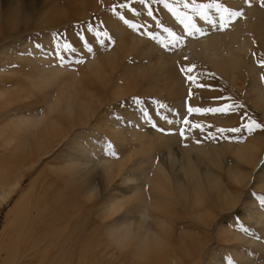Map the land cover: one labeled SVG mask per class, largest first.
Segmentation results:
<instances>
[{"label": "rangeland", "instance_id": "rangeland-1", "mask_svg": "<svg viewBox=\"0 0 264 264\" xmlns=\"http://www.w3.org/2000/svg\"><path fill=\"white\" fill-rule=\"evenodd\" d=\"M235 1L194 0L196 4L215 2L231 11L241 12L238 18L242 19L244 10L238 11L234 6ZM165 2L172 8L171 12L155 0H146V3L141 0H0V46L5 43V54L19 59L30 58L38 69L41 66L53 67L56 63L72 70L69 72H76L77 78L65 73L58 83L65 82L66 87L75 88L81 99L93 100L91 103L86 101V104L92 105L90 109L95 104L92 111L94 116L89 119L88 125L76 132V147L72 148L73 139H68L63 145L50 150L26 170L15 192L0 200V260L4 259L5 264H17L25 256L27 264H164L167 251L168 258L173 255L177 259L176 264H244L235 262V252H242L253 262H263L264 253H260L254 244L252 247L246 244L245 240L264 246V235L257 225L259 217L251 210L252 205V209L254 207L262 214L264 221V204L261 203L264 200V184H260L264 182V128L249 133L243 126L248 120L264 125V109L257 105V93L253 91V81L246 68L247 62L254 64L257 84L264 91V64L261 63L264 62V41L259 42L252 33L251 47L243 54L246 64L236 71L234 82L189 57L187 52L182 55L174 65L178 75L181 74L186 82L185 96L181 108H178L177 100L169 93L171 84L169 87L166 81L160 83L157 80L155 84L153 78L146 76L147 67L143 63L148 60L140 55L143 53L140 49L153 43L166 53L171 49L183 48L185 37L176 42L174 35H169L183 34V26L173 12L180 17L187 16L186 23L201 26L191 8L193 0ZM186 3L188 8L184 7ZM243 4L247 10L252 5L264 9V0ZM15 9L19 10L16 14L13 13ZM150 10L153 13L151 16ZM8 11L11 12L9 20L2 16ZM161 11L165 14L162 15ZM210 18L216 19V14L213 12ZM106 19L109 22L116 19L120 23L116 26L120 27L122 23L124 29L137 33L142 39L140 42L130 39V42L127 40L123 43L115 27H112L115 24ZM25 28L27 32H23ZM12 34L18 36L4 39ZM57 44L61 47L57 48ZM64 44L68 45L67 49L63 47ZM172 44H175L174 48ZM88 59H94L93 63L95 59L97 62L100 60L98 63L102 71L117 76V85H109L108 90L104 91L99 79L95 80L98 77L93 75L95 67L83 71ZM78 60L82 62L77 63ZM32 66L25 64V60L12 59L11 65L6 67H11L16 73H13L11 84H3V88L20 83L19 90L28 91V102L32 104L29 110H24L21 102H17L19 104H14L11 117L42 114L46 110L39 94H34L29 85L27 89L24 88L26 84L23 81L25 77L31 78ZM184 66H194L193 75L198 77L195 84L181 72ZM87 72L92 75L85 74ZM3 73H7L5 67H0V75ZM198 84L211 85V88L198 87ZM52 92L50 99L58 94L56 86L49 90V93ZM102 95H105L104 98ZM215 97L225 99L217 100ZM94 99L97 104L93 103ZM99 99L103 100L101 104L105 103L100 105ZM221 105L240 107H233L228 114L208 112L189 115L187 112L189 106L211 109ZM181 117L189 120L190 124H183ZM101 119H104L102 125L109 127L100 126L98 122ZM190 125H200L203 131ZM182 128L185 130L184 138L180 135ZM232 128H240L241 131H228ZM217 129L225 131L221 133ZM116 133L121 136H115ZM134 134L139 138L138 142L134 140ZM124 136L125 143L119 138ZM161 136L172 137V140L162 147L158 143ZM191 143L204 149L203 153L190 150L188 154L190 160L196 162L194 167L199 174L195 178L190 177L186 169L175 173L173 165L159 162L160 153L174 149L173 146L188 148ZM249 143L256 147L255 161L248 164L238 162L234 155L235 147ZM75 149L79 157L83 153L84 160L95 163L102 157L114 164L119 163L123 180L115 178L112 183L95 180L94 190L83 199L69 194V186L65 182L71 177L69 174L66 176L63 167L75 161L72 156L73 161L67 162ZM97 153H102V156H97ZM150 157L153 161H149ZM158 165L165 170L159 180L160 190L151 186L155 183ZM97 171L94 169L93 175ZM125 178L128 180L125 181ZM175 178L182 182L183 191L175 188ZM130 180L134 182L128 184ZM198 183L201 185L198 186ZM108 192L112 193L113 200H119L127 207L143 197L147 199L148 214L153 219L152 228L157 234L162 232V237L171 240L165 241L164 247L158 244V249L153 248L145 255L136 254L135 251L132 255L128 248L120 251L113 247L100 227L109 221L104 211L109 200ZM246 205L250 208L247 214L252 213L254 217H245ZM130 209L132 214L136 213L133 208ZM65 212L67 215H64ZM158 218L165 220V227L159 224L161 221H157ZM176 234L179 236L176 237ZM178 238L181 243H178ZM179 245L188 251L184 253L185 250ZM161 248H165V251ZM175 251L178 256H175Z\"/></svg>", "mask_w": 264, "mask_h": 264}, {"label": "bare ground", "instance_id": "bare-ground-1", "mask_svg": "<svg viewBox=\"0 0 264 264\" xmlns=\"http://www.w3.org/2000/svg\"><path fill=\"white\" fill-rule=\"evenodd\" d=\"M247 1L251 2L252 0H236L234 2V6L238 11L244 10L243 12L245 16L243 15L242 19L238 17L233 18L232 22L230 23L231 26L227 30H214L210 25L203 22L196 15V17L200 20L199 24L204 34H196L195 36L192 35L184 36L185 39L183 41L184 44L182 49L178 50L175 48L173 50L171 49L172 51L170 50L169 53H166L165 51L160 50V48L157 47L156 44L154 43L147 44V46L144 49L143 48L140 49V51L143 50L142 51L143 53L140 55L147 57L148 60L147 62L143 63L146 64L147 67L146 76L151 79L153 78L154 80L153 83L156 82L157 80V82L160 83L166 81L165 83L169 84V87L171 84L172 87H170L169 93L174 98V100H177L176 106L178 108H181V103L183 101L182 98L185 96L186 82L184 81L183 77H181V74L178 75L177 71L174 68V65L179 61L182 55H184L187 52L189 54V57L195 59L201 64L207 65L211 70L221 75L223 78L228 77L227 80L230 79L231 82H234L235 79L234 75L236 71H238L244 64H246L243 58V54L246 51L248 52L249 48L251 47L252 33L254 34L253 37L256 40H258L259 42L264 41V9H259L252 5L253 7L248 6L250 7V10H247V7L244 6L243 4L244 2ZM16 11L19 10L15 9L13 13L16 14L15 13ZM10 13L11 12L8 11L6 14L3 13L4 15L2 16L7 20H9ZM164 14L162 13V15ZM6 19H4L5 22ZM114 21L111 20V22H109L107 20V22L111 24H115L112 27H115L117 35L122 38L123 43L124 41L127 40L128 42H130L129 41L130 39L132 40V42L133 41L140 42V39H142V37H140L137 33H133L128 29H124V27H122V23L120 27H118L119 25L116 26L117 23L119 22L117 20L115 22ZM27 31L28 30L26 28L23 30V32H27ZM17 36L18 34H12L6 36L4 39L10 40L16 38ZM119 45L120 43H118V46ZM133 45L135 44L133 43ZM4 46L5 43H1L0 67H5V71L8 73L9 76H4L7 75V73H3L4 75H0V171H1L0 200H4L8 198L11 194H13L16 190L17 184L20 181L19 179L24 176L26 170L30 169L34 165V163L37 162L41 157L46 156L50 150L54 149L55 147H59L63 145V142L68 139H73L72 148H75L76 144L78 143L77 141L78 133L76 132L80 127H83L86 124L88 125L89 119L92 117V115L94 116L93 114L94 112L92 111L93 108L95 107V104H93L94 107H91L90 109L89 107L92 105L89 106L88 102H87L88 104H86V101H89L88 98L86 100L79 98V94H78L79 91H76L75 88L66 87L65 82L58 83L60 76L65 73L70 75L72 78H77L78 74L76 72H69L72 70L62 67L56 63L55 66L53 67L41 66L38 69L37 66L33 65L34 62L33 60H30V58L19 59L16 58L15 56L9 57L7 54H5L3 48ZM119 48L121 49V47ZM12 59L19 61L25 60V64H30L31 66L33 65L31 78L25 77L23 73H21V75L25 77V79L23 78L24 79L23 82H25L26 84L24 88L27 89V85H29L35 92L34 94H39L40 98L42 99V102L45 103L46 110L44 113L30 115L26 117L10 116L15 110L14 104H19L17 102H21V105L23 106L24 110H29L30 106H32V104H29L28 102V99L30 98L28 91L24 90V92H22L21 90H19L18 86L20 83L19 84L15 83V85H9V87L3 88L4 86L3 84H8V83L11 84L10 81H12L14 74L16 73L14 70L11 69V67L6 68L8 64L11 65ZM37 60H40V58H37ZM96 60L97 59H95L94 63H93L94 59L86 60L87 63L83 67V71L86 72V70L88 71L92 67H95L96 72L93 69L94 70L93 75L98 77L95 80L99 79V82H101V85L104 87V91L108 90L109 85L116 86L117 76L114 73L112 75L111 74L109 75L107 74V72L102 71L101 66L98 63L100 60H98V62ZM41 61L43 62V60ZM246 68L250 75L251 81H253V85H254L253 91L257 93V99H258L257 105L260 109H264V91L257 84L255 77L256 68L251 61L247 62ZM85 74H89L90 76L91 73L87 72ZM6 81L8 82L6 83ZM157 82L155 84H157ZM53 86H56L58 90V94H56L53 99H50L53 92L49 93V90L53 88ZM114 91L116 93H119L118 90L117 91L114 90ZM119 91L121 92V90ZM84 93L89 94L86 91ZM94 101L95 102L93 103L97 102L95 99ZM99 101H100V105L105 103L103 102L101 104V101H103L102 99H99ZM96 108L98 109V106ZM103 122L104 119H101L99 120L98 123H101L100 124L101 126ZM95 124H97V122ZM102 126L109 127L106 124ZM117 135H120V133L115 134V136ZM119 138H121L122 141L124 140V143L126 142L125 136ZM119 138L118 140L120 141ZM170 139L172 140V137L167 138L161 136V138H159L158 143L162 144L161 146L164 147L165 145H167L168 142H170L169 141ZM134 140L136 142L139 141V138L136 136V134H134ZM173 147L175 148L174 149L169 148L170 149L169 151L166 150L163 153L159 154V162H161L162 165H165V163L169 165H173L172 167L176 168L175 173L181 172L184 169H186L188 170V174L190 175V177L195 178L197 174H199L194 167V164L196 162H192V160H190V155L188 156V154L190 153V150L203 153L204 149L202 150V147H197L194 143H191V147L188 148H181V147L179 148L176 146ZM80 148L81 150L84 149L82 146ZM255 151H256V147L253 144L250 143L247 145L241 144L240 146H238V148L235 147L234 155L238 158L236 159L237 161L238 160L243 161L248 164L250 162L255 161L254 159ZM174 153H176L177 155H175ZM78 155L79 154L75 149L72 152V155H69L67 162H72L74 158L75 161L72 164L63 167V169L67 173L66 176L70 175L71 177L69 181L66 180L65 182V184L69 186V194L76 196L77 199L78 198L83 199L85 195H89L92 193V191L94 190L95 180H98V182H105V183L107 182L112 183V181L115 180V178L120 179V181L123 180L121 173L122 169L120 166H118L119 163L114 164V162L108 159H104L102 157H99L98 158L99 161L94 163L91 162L90 160H84V158L82 157L83 153H81L80 157ZM97 156H102V153H97ZM176 157L179 159L177 160ZM149 161H153V159L150 157ZM89 164H91L90 167ZM176 164L179 165L178 166L179 168L176 167ZM134 167H138V166H134ZM114 168L116 169V171H114ZM157 168H158L156 171L157 175L154 179L155 183L153 180L154 184L151 186L160 190L161 186L159 180L162 178L161 174L163 172L165 174V170L164 167L161 165H158ZM94 169H97L98 171L93 175ZM262 172L264 173V167L262 168ZM90 173L92 174V176L90 175ZM262 177L263 175H261V178ZM261 178L259 179L261 180ZM126 180H128V178H125V181ZM133 182H134L133 180L127 181L128 184H131ZM260 184H264V182L262 181L260 182ZM174 185L177 190L183 191L184 186L182 182H180V180H178L177 178H175L174 180ZM199 185H201V183H198V186ZM66 187L67 186H65L64 188L66 189ZM112 197H113L112 193L108 192L107 199L109 200L104 207V211L107 214V218L109 217L108 219L109 221L104 223V225H100V227H102V230L105 231L106 238L113 247L117 248L120 251H123V249L128 248V252H131L132 255H134V251L136 252V254L141 253L145 255L149 250L152 251L153 248L158 249L159 248V247L157 248L158 244L160 246H163L165 241L168 242L171 240V238L162 237L161 234L162 232L161 233L158 232V234L160 235L159 236L157 232L152 228L153 219L148 214L147 208L149 203L147 199H144L143 197L142 199L132 204L130 207H127L126 205H123V202H120L119 200H113ZM130 208H133V210L136 213L132 214ZM249 210L250 208H248V205H246L244 211L245 217L247 216L250 217L249 215H251L252 213L256 214L255 216L259 217V220L257 219L258 222L256 221L257 225L260 228L261 234L264 235V228H263L264 221L262 214L259 213L256 210V208L253 207L252 209V205H251L252 213L250 212L251 214H247V211ZM64 215H67V213L65 212ZM251 217H254V215H251ZM157 221H161L159 224L165 227L166 225L165 220L158 218ZM177 235L178 234H176V237ZM158 236L160 238H158ZM179 238L177 239L178 243H181L180 242L181 239ZM245 241L247 242L246 244H249L251 247L252 244H254L260 253H264L263 245L258 244L256 242L253 243L251 240H245ZM182 243H184V241ZM179 248L182 249L183 247H180L179 245ZM163 250L165 251V248ZM183 250L185 249L183 248ZM186 251L188 250L186 249L184 253H186ZM179 253L181 252L179 251ZM235 253L237 255L236 256L234 255L235 257L234 260L237 263L238 262H243L244 264L264 263V260L263 262H259V261L253 262L252 259L247 258L245 254H242V252H235ZM175 256H178V254ZM163 257H165V255ZM172 257L168 258V251H167V256L165 257L167 258V261L164 264H176L175 261L176 258H174L173 255ZM24 258L27 259V256L23 257V260L18 262L17 264H27L28 261L24 260ZM0 264H5V260L4 259L0 260ZM222 264L224 263L222 262Z\"/></svg>", "mask_w": 264, "mask_h": 264}, {"label": "snow or ice", "instance_id": "snow-or-ice-1", "mask_svg": "<svg viewBox=\"0 0 264 264\" xmlns=\"http://www.w3.org/2000/svg\"><path fill=\"white\" fill-rule=\"evenodd\" d=\"M141 2L146 3V0H141ZM155 2L158 4H162L163 8L168 9L170 12L172 11V8L170 7V5L167 2H165V0H155ZM184 7L188 8L189 5L186 3V4H184ZM191 8L195 11L196 15L203 22L210 25L214 30H223L232 22L233 18L239 17L240 15H242L241 12L231 11V10L224 8L222 5L217 4L215 2L209 3V4H196L193 0V4L191 5ZM213 12L216 14V19L210 18L212 16ZM152 14L153 13L150 10L149 16H151ZM173 15L177 16L179 23L183 26V34H181V35H176V34H172V33L169 34L170 36L174 35L176 42H179L181 39L184 38V36H187V35L195 36L197 33L204 34L202 29L197 27L195 23H186L185 22L188 19L187 16L180 17L178 15V13H175V12H173ZM56 47L59 48L61 46L59 44H57ZM63 47L65 49H67L68 45L64 44ZM171 47L174 48L175 44H172ZM88 51H91V49H88ZM79 62H82V61L78 60L77 63H79ZM261 63L264 64V62H261ZM61 64H63L62 59H61ZM194 71H195L194 66H184L181 68V72L184 74L185 78L188 81L195 84L198 77H195L193 75ZM197 86L202 87V88H204V87L211 88V85L198 84ZM189 95H191V92H189ZM214 99L223 100L225 98L224 97H215ZM233 107L239 108L240 106L239 105H221L218 108H211V109L193 108V107L189 106L187 109V112L189 115H191L193 113H195V114H206L208 112H211L213 114H216V113L228 114L231 112V109ZM181 120H182L183 124H185V125L190 124L189 120L184 119L183 117H181ZM190 127L191 128L200 127L201 130L203 131V128L200 125H190ZM243 128L245 131L251 133L256 129L264 128V125L257 123L255 120H248L247 123L243 126ZM217 131L223 133L225 130L224 129H217ZM228 131H230L232 133H237V132H240L241 129L240 128H232V129H229ZM180 135L182 138L185 137V130L183 128L180 129ZM261 203L264 204V200H262Z\"/></svg>", "mask_w": 264, "mask_h": 264}]
</instances>
